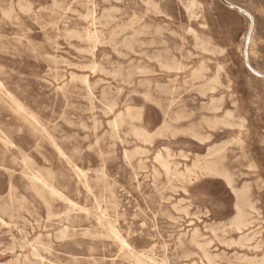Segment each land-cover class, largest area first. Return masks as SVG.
Listing matches in <instances>:
<instances>
[{
  "label": "rangeland",
  "instance_id": "obj_1",
  "mask_svg": "<svg viewBox=\"0 0 264 264\" xmlns=\"http://www.w3.org/2000/svg\"><path fill=\"white\" fill-rule=\"evenodd\" d=\"M228 1L250 36L221 0H0V264H264V0Z\"/></svg>",
  "mask_w": 264,
  "mask_h": 264
},
{
  "label": "bare ground",
  "instance_id": "obj_2",
  "mask_svg": "<svg viewBox=\"0 0 264 264\" xmlns=\"http://www.w3.org/2000/svg\"><path fill=\"white\" fill-rule=\"evenodd\" d=\"M224 4H226V5H228V6H230V7H232V8H235V9H237V10H239V11H241V12H243L244 14H246V15H248L249 16V13L247 12V11H245V10H243V9H241V8H239V7H237V6H235V5H233V4H231L228 0H221ZM253 24L251 25V27H250V32H249V36H250V34H251V32H252V30H253ZM250 69L254 72V73H257L256 72V70L255 69H253L252 67H250ZM264 76V75H263ZM229 114V113H228ZM230 115V114H229ZM218 118V117H217ZM242 121H244V119H241ZM240 120V121H241ZM228 122V121H227ZM216 123V122H215ZM224 123H226V121L224 122ZM229 123V122H228ZM242 125V124H241ZM213 128V127H212ZM211 136V135H210ZM210 136H206V137H210ZM205 137V136H204ZM6 142V141H5ZM223 148V147H222ZM214 149V148H213ZM220 149H221V147H220ZM219 149V150H220ZM215 150V149H214ZM217 150H218V148H217ZM216 151V150H215ZM222 151V150H221ZM220 151V152H221ZM217 152V151H216ZM209 153V152H208ZM211 154H212V152L209 154L210 155V158H211ZM209 155H207L208 157H209ZM213 155H214V152H213ZM216 155H217V153H216ZM215 156V155H214ZM213 157V156H212ZM215 161H217V159L216 160H214V161H212L211 160V162L210 161H206V163H205V166H204V168H206V169H212V166H211V164L213 163V162H215ZM168 164V163H167ZM219 163H217V165H218ZM216 165V164H215ZM81 172V171H80ZM174 178V177H173ZM239 194V193H238ZM244 194V193H243ZM240 195H242V194H240ZM248 199V198H247ZM243 202H244V200H243V198L241 199ZM240 201V200H239ZM246 202V201H245ZM248 202V201H247ZM237 203H238V201H237ZM241 205H244L243 203L241 204ZM247 205V204H246ZM249 205V204H248ZM251 206V205H250ZM239 207V206H238ZM237 207V209H239ZM252 207V206H251ZM242 211H243V209H242ZM239 212V211H238ZM237 212V213H238ZM240 217H239V220H237L239 223L243 220V217H245V216H243L242 217V215H241V213H240V215H239ZM245 220V219H244ZM243 223V222H242ZM244 224V223H243ZM117 236V235H116ZM126 244V243H125ZM127 247V246H126ZM128 248H130V247H128Z\"/></svg>",
  "mask_w": 264,
  "mask_h": 264
},
{
  "label": "crops",
  "instance_id": "obj_3",
  "mask_svg": "<svg viewBox=\"0 0 264 264\" xmlns=\"http://www.w3.org/2000/svg\"><path fill=\"white\" fill-rule=\"evenodd\" d=\"M229 2H230V1H229ZM230 3L233 4L232 2H230ZM233 5H234V4H233ZM248 17H249L250 20H251V25L253 24V26H254V17H253V16L251 17L250 13H249V16H248ZM253 26H252V27H253ZM252 31H253V30H252ZM249 45H250V44L248 43V45H247V49H248V50H249ZM246 58H247V57H246ZM246 60H247V59H246ZM246 64H247V62H246ZM248 67H249V66H248ZM249 68H250V67H249ZM256 72H257L256 74H258V75H260V76H263V75H264V74H262L261 72H259V71H257V70H256Z\"/></svg>",
  "mask_w": 264,
  "mask_h": 264
}]
</instances>
